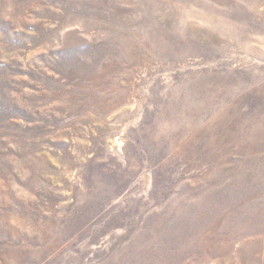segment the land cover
<instances>
[{
    "label": "rangeland",
    "instance_id": "1",
    "mask_svg": "<svg viewBox=\"0 0 264 264\" xmlns=\"http://www.w3.org/2000/svg\"><path fill=\"white\" fill-rule=\"evenodd\" d=\"M0 264H264V0H0Z\"/></svg>",
    "mask_w": 264,
    "mask_h": 264
}]
</instances>
